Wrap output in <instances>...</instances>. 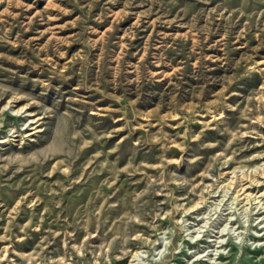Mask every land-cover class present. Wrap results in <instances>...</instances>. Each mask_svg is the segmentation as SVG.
Here are the masks:
<instances>
[{
	"label": "rangeland",
	"instance_id": "rangeland-1",
	"mask_svg": "<svg viewBox=\"0 0 264 264\" xmlns=\"http://www.w3.org/2000/svg\"><path fill=\"white\" fill-rule=\"evenodd\" d=\"M263 171L264 0H0V264H264Z\"/></svg>",
	"mask_w": 264,
	"mask_h": 264
},
{
	"label": "bare ground",
	"instance_id": "bare-ground-1",
	"mask_svg": "<svg viewBox=\"0 0 264 264\" xmlns=\"http://www.w3.org/2000/svg\"><path fill=\"white\" fill-rule=\"evenodd\" d=\"M8 102H9V101H8ZM25 107H26V106H25ZM21 108H22V107H21ZM38 121H39V119L36 120V122H38ZM37 127H38V126H35L36 129H37ZM36 129H35V130H36ZM31 133H34V132H31ZM7 140H8V139H7ZM257 170H258V169H257ZM263 172H264V171H263ZM246 174H247V173H246ZM246 174H245V175H246ZM247 175H249V174H247ZM247 175H246V176H247ZM255 175H256V174H255ZM243 177H245V176H243ZM249 177H251L250 180H253L252 183H254V182L257 181V179L254 178L255 176L253 177L252 175H251V176H248V177H246V178H243V179H248ZM243 179H242V180H243ZM241 182H242V181H241ZM230 183H231V182H230ZM258 183H259V182H258ZM231 184H232V183H231ZM222 185H223V184H222ZM240 185H241V183H240ZM249 187H250V185H248V184H246V183H243L242 186H241V188H239V189H240V191H242V194H244V193H246V191L248 190ZM248 193H249V192H248ZM256 198H257V197H256ZM246 202H247V201H246ZM131 262H132V260H131ZM131 262H130L129 264H132Z\"/></svg>",
	"mask_w": 264,
	"mask_h": 264
}]
</instances>
